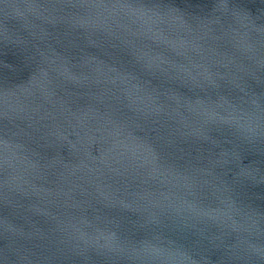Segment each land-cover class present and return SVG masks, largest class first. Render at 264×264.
Instances as JSON below:
<instances>
[{
    "label": "water",
    "instance_id": "water-1",
    "mask_svg": "<svg viewBox=\"0 0 264 264\" xmlns=\"http://www.w3.org/2000/svg\"><path fill=\"white\" fill-rule=\"evenodd\" d=\"M0 264H264V0H0Z\"/></svg>",
    "mask_w": 264,
    "mask_h": 264
}]
</instances>
